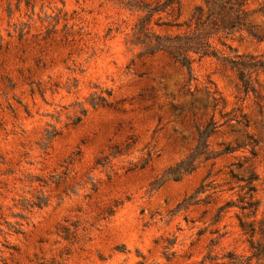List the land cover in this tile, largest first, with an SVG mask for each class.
Segmentation results:
<instances>
[{
    "label": "rangeland",
    "instance_id": "374dc122",
    "mask_svg": "<svg viewBox=\"0 0 264 264\" xmlns=\"http://www.w3.org/2000/svg\"><path fill=\"white\" fill-rule=\"evenodd\" d=\"M158 1L0 0V264H264V0L233 41L259 66L191 72L134 43Z\"/></svg>",
    "mask_w": 264,
    "mask_h": 264
},
{
    "label": "trees",
    "instance_id": "16d2710c",
    "mask_svg": "<svg viewBox=\"0 0 264 264\" xmlns=\"http://www.w3.org/2000/svg\"><path fill=\"white\" fill-rule=\"evenodd\" d=\"M176 2L180 0L158 1L156 7L140 19L134 43L142 47L143 54L155 55L164 52L190 72L194 61L205 57L217 58L239 69H244L247 65L259 66V62L249 63L253 56L239 53L233 45V41L242 31H250L249 0H204L195 7L188 21L163 20L162 17L157 20L159 26L186 25V31L159 33L154 30L151 25L153 15L165 11ZM215 131L213 123L203 129L196 148L186 158L171 166L166 171V177L180 180L196 169L200 157L209 158L211 152L208 141Z\"/></svg>",
    "mask_w": 264,
    "mask_h": 264
}]
</instances>
